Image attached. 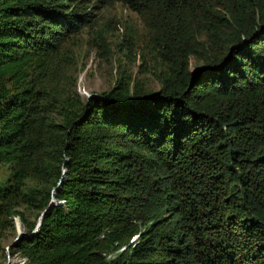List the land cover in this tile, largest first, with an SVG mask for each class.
<instances>
[{
  "label": "trees",
  "instance_id": "trees-1",
  "mask_svg": "<svg viewBox=\"0 0 264 264\" xmlns=\"http://www.w3.org/2000/svg\"><path fill=\"white\" fill-rule=\"evenodd\" d=\"M110 2L147 28L159 88L82 99L61 61ZM0 165L24 264H264V0H0Z\"/></svg>",
  "mask_w": 264,
  "mask_h": 264
},
{
  "label": "rangeland",
  "instance_id": "rangeland-1",
  "mask_svg": "<svg viewBox=\"0 0 264 264\" xmlns=\"http://www.w3.org/2000/svg\"><path fill=\"white\" fill-rule=\"evenodd\" d=\"M87 11L90 12V25L76 36L79 37L77 43L70 46L71 57L61 61L67 69L61 84L82 99H89L110 90L116 80L126 74L145 90H157L161 65L140 16L119 2L99 4ZM197 40L204 41L205 36H198ZM189 63L192 68L198 61L191 55ZM4 174L5 165H0V178ZM57 188L55 186L52 192ZM17 208L22 210L23 206ZM25 214L29 222L36 220V210L25 211ZM13 222L14 230L7 228L2 234L0 264H24L26 261L13 248L27 228L17 216Z\"/></svg>",
  "mask_w": 264,
  "mask_h": 264
},
{
  "label": "water",
  "instance_id": "water-1",
  "mask_svg": "<svg viewBox=\"0 0 264 264\" xmlns=\"http://www.w3.org/2000/svg\"><path fill=\"white\" fill-rule=\"evenodd\" d=\"M64 176V170L62 171V177ZM60 182H61V178H60V180H59V182H58V184L56 185V188L59 186V184H60ZM53 203V199L50 201V205ZM49 205V206H50ZM45 213V210L40 214V216L38 217V221H37V224H36V229L39 227V225H40V223H41V220H42V217H43V214ZM18 237H20V236H18L17 235V237H15L16 239H18Z\"/></svg>",
  "mask_w": 264,
  "mask_h": 264
},
{
  "label": "built area",
  "instance_id": "built-area-1",
  "mask_svg": "<svg viewBox=\"0 0 264 264\" xmlns=\"http://www.w3.org/2000/svg\"><path fill=\"white\" fill-rule=\"evenodd\" d=\"M25 259V258H24Z\"/></svg>",
  "mask_w": 264,
  "mask_h": 264
}]
</instances>
